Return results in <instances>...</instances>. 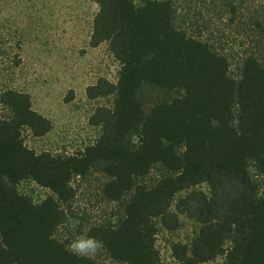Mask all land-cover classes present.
I'll return each mask as SVG.
<instances>
[{"label":"trees","instance_id":"obj_1","mask_svg":"<svg viewBox=\"0 0 264 264\" xmlns=\"http://www.w3.org/2000/svg\"><path fill=\"white\" fill-rule=\"evenodd\" d=\"M91 1L99 10L90 45L108 42L121 63L117 82L101 77L87 88L89 99L114 97L91 115L102 129L94 144L68 155L30 148L23 129L45 136L51 119L30 93L0 89L10 111L0 113V264H93L56 231L76 196L73 178L98 164L108 176L104 196H128L117 224L87 232L115 262L166 264L157 235L177 230L184 215L200 228L190 244H173L180 264H264V195L252 172L264 186L263 52L245 51L236 78L225 54L175 25L172 0ZM157 164L169 174L141 183ZM25 180L52 194L35 201L19 188Z\"/></svg>","mask_w":264,"mask_h":264},{"label":"rangeland","instance_id":"obj_2","mask_svg":"<svg viewBox=\"0 0 264 264\" xmlns=\"http://www.w3.org/2000/svg\"><path fill=\"white\" fill-rule=\"evenodd\" d=\"M172 2L175 25L225 54L232 76L239 77L244 53L250 48L259 47L264 61V32L256 25L259 22L264 29V0ZM98 10L99 5L91 0H0V89L30 93L33 107L53 123L52 130L42 137L23 129L26 145L37 152L74 154L94 144L101 135V127L91 124V115L98 106H112L114 97L92 100L87 96V88L101 77L117 82L121 63L108 42L98 47L90 45ZM0 113L8 116L10 111L0 104ZM130 139L136 144L139 136L134 133ZM252 172L264 195L259 171L252 167ZM168 174V169L157 164L139 181L151 186ZM107 181L101 164L73 178L76 196L67 205L65 223L56 231V236L67 245L93 226L115 225L122 218L128 196L109 201L103 192ZM19 188L37 202L52 194L33 180L23 181ZM199 228L197 221L184 215L177 230L162 227L156 244L163 261L180 264L173 255V244L178 241L190 244ZM91 259L93 264H122L111 259L104 245ZM222 260L220 257L210 264Z\"/></svg>","mask_w":264,"mask_h":264},{"label":"clouds","instance_id":"obj_3","mask_svg":"<svg viewBox=\"0 0 264 264\" xmlns=\"http://www.w3.org/2000/svg\"><path fill=\"white\" fill-rule=\"evenodd\" d=\"M103 242L87 234L76 235L66 250L79 258H93L102 248Z\"/></svg>","mask_w":264,"mask_h":264}]
</instances>
